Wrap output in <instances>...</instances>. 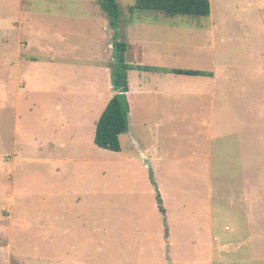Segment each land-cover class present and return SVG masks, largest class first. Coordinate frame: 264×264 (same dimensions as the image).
Segmentation results:
<instances>
[{
	"label": "rangeland",
	"instance_id": "374dc122",
	"mask_svg": "<svg viewBox=\"0 0 264 264\" xmlns=\"http://www.w3.org/2000/svg\"><path fill=\"white\" fill-rule=\"evenodd\" d=\"M100 1L0 0V264H264V0H116L113 29ZM114 35L119 152L94 143Z\"/></svg>",
	"mask_w": 264,
	"mask_h": 264
},
{
	"label": "trees",
	"instance_id": "16d2710c",
	"mask_svg": "<svg viewBox=\"0 0 264 264\" xmlns=\"http://www.w3.org/2000/svg\"><path fill=\"white\" fill-rule=\"evenodd\" d=\"M100 7L110 18L113 29L117 25L119 17V6L116 0H101ZM131 14L135 11H156L166 16H209V0H135L128 7ZM127 44L118 40L116 35L112 42V73L111 84L114 93L108 100L99 118L95 123L94 143L103 149L119 152L121 151L120 135L127 131L129 123V112L131 99L128 95V64L125 62ZM140 69L153 70L149 66H140ZM173 73L186 75H199L198 70L172 69ZM159 198V195L157 194Z\"/></svg>",
	"mask_w": 264,
	"mask_h": 264
},
{
	"label": "crops",
	"instance_id": "0c3cea01",
	"mask_svg": "<svg viewBox=\"0 0 264 264\" xmlns=\"http://www.w3.org/2000/svg\"><path fill=\"white\" fill-rule=\"evenodd\" d=\"M128 95L130 96V90H129V92H128ZM168 97H169V95H168ZM130 99H131V96H130ZM131 103H132V100H131ZM132 105H131V109H130V112H129V114H131V110H132ZM166 114H167V112H166ZM142 156H144L143 154H142ZM146 159H147V156L145 155L144 156ZM153 159V158H152ZM198 159H201L202 160V158H198ZM190 160V159H189ZM203 170H205V166H203Z\"/></svg>",
	"mask_w": 264,
	"mask_h": 264
},
{
	"label": "water",
	"instance_id": "95a60500",
	"mask_svg": "<svg viewBox=\"0 0 264 264\" xmlns=\"http://www.w3.org/2000/svg\"><path fill=\"white\" fill-rule=\"evenodd\" d=\"M114 93H116V92H114ZM160 209L163 210V207L160 206ZM165 228H166V232H167V223L166 222H165ZM166 250H167V252L169 250L168 244H167Z\"/></svg>",
	"mask_w": 264,
	"mask_h": 264
}]
</instances>
